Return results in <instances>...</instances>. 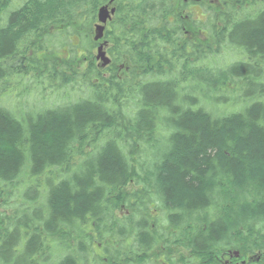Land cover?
Instances as JSON below:
<instances>
[{
  "label": "trees",
  "instance_id": "16d2710c",
  "mask_svg": "<svg viewBox=\"0 0 264 264\" xmlns=\"http://www.w3.org/2000/svg\"><path fill=\"white\" fill-rule=\"evenodd\" d=\"M109 1L0 0V264H264V0L222 2L203 44L183 0H114L103 67Z\"/></svg>",
  "mask_w": 264,
  "mask_h": 264
},
{
  "label": "rangeland",
  "instance_id": "374dc122",
  "mask_svg": "<svg viewBox=\"0 0 264 264\" xmlns=\"http://www.w3.org/2000/svg\"><path fill=\"white\" fill-rule=\"evenodd\" d=\"M192 3H189L187 6H189V5H191ZM209 4H211L210 6L213 8H211L210 9V7H208V5ZM201 7H198V6H190V8L188 7V9L187 10H183V15L184 16H191V19L192 20H195L198 24H197V27L198 26H201L200 28H202L203 30H204V32L209 36L210 35V31L209 30H211V28H210V25H211V23H209V21H212L213 20V18L215 17L214 16V11H216V10H219V5L218 4H216V1H214V0H206V5L204 6V7H202V3H201V5H200ZM203 8H204V10H203ZM248 8H250L249 6L246 8V10L248 9ZM251 9V8H250ZM250 9H248L249 10V12H245V16H250V15H252V9L250 10ZM242 16H244V14L242 13ZM200 22H199V21ZM196 27V28H197ZM220 27V26H219ZM195 28L193 27V29H191L192 31L194 30ZM191 32V31H190ZM97 48H98V46H97ZM97 48L95 47V48H93L92 49V52L94 53V54H96V52H97ZM216 60H217V62L220 64H224V63H226V62H232V61H234L235 60V53L233 52V50L231 51L230 49H228V50H225L223 53H222V55H218L217 57H216ZM99 62V61H98ZM65 92H67V93H69V94H60L59 96H57V94H53V93H50V92H48V94H46L45 96H50V98H49V100L47 99V102L45 103H43V99L40 97V96H38V94L37 93H35V96H36V98H32L31 99V96H24V97H21L20 99H18V100H22V101H25V103L26 104H29V105H31V104H33V107L35 106V105H41V104H46L47 106H52L54 103L56 104V103H59V102H63V101H65V100H74V99H76L80 94V92L78 91V90H71V89H69V90H67V91H65ZM51 94H53L52 96H51ZM17 102V101H16ZM8 104V106H9V108H13L15 105H17V103H15L14 102V99H12V98H10L9 97V100L8 101H6V105ZM224 105H226V104H223L222 105V102L219 104V107L221 108V106H224ZM224 107H226V106H224ZM227 108V107H226ZM230 109H232V106L230 107ZM164 143H165V140H163L160 144H159V146H158V151H161V150H164V147H163V145H164ZM81 160V158L80 157H76V162H79ZM128 187V189L129 188H133V187H137V185H133V184H130V185H128L127 186ZM11 198V197H10ZM13 203H14V200L13 201H11V204L9 205H7L6 207H4V208H2V212L3 213H6V214H8V215H13L14 213V205H13ZM15 204V203H14ZM6 211V212H5ZM16 212V211H15ZM123 215V212H121V215L120 216H122ZM96 248H95V250H96V254L98 255H102V248L101 247H98V246H95ZM184 252H187V251H184ZM221 254H219V256H220ZM241 257H243V258H246V256H244L243 254L241 255Z\"/></svg>",
  "mask_w": 264,
  "mask_h": 264
},
{
  "label": "flooded vegetation",
  "instance_id": "af4514ba",
  "mask_svg": "<svg viewBox=\"0 0 264 264\" xmlns=\"http://www.w3.org/2000/svg\"><path fill=\"white\" fill-rule=\"evenodd\" d=\"M183 1L187 4L192 3L191 4L192 6L196 5L198 7H201L200 6L201 3H202V7H204L206 5V0H196V1L195 0H183ZM214 1H216V4H218L219 8H221L222 2H225L226 0H214ZM191 5L186 6L185 10H187L188 7L190 8ZM210 5L211 4H209L208 7H210ZM203 10H204V8H203ZM185 17L188 18V16H185ZM200 27L201 26H198L193 31L191 30V32L186 31V35L191 39H195L199 44H203L204 39L207 38L208 35ZM153 212L156 213V215H158L157 211H153ZM184 251H187V252H184ZM189 252L190 251L185 249V248H181V249L176 250V253L174 255V258H173L171 264H187L186 263V257H188ZM103 254H104V252L102 249V255ZM261 257H262L261 252H257L256 254H250L248 257L243 258V257H241V254L237 251L223 250V251H221V255L217 256L214 259L215 260L214 264H254L255 262L259 261Z\"/></svg>",
  "mask_w": 264,
  "mask_h": 264
},
{
  "label": "water",
  "instance_id": "95a60500",
  "mask_svg": "<svg viewBox=\"0 0 264 264\" xmlns=\"http://www.w3.org/2000/svg\"><path fill=\"white\" fill-rule=\"evenodd\" d=\"M196 1V0H195ZM114 0H110L107 4L101 6L98 10V22L95 24V35L94 41L98 42L104 37V32L108 21L112 19V16L115 14V7L110 8ZM106 42H102L96 54V59L100 60L102 66L105 67L111 63V59L106 55L105 51Z\"/></svg>",
  "mask_w": 264,
  "mask_h": 264
}]
</instances>
